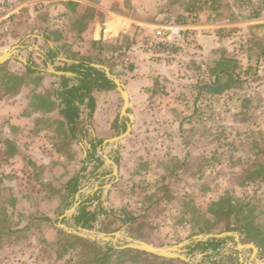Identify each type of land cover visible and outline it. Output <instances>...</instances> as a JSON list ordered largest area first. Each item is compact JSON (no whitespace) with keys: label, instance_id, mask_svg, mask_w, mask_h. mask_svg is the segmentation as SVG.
Instances as JSON below:
<instances>
[{"label":"rangeland","instance_id":"374dc122","mask_svg":"<svg viewBox=\"0 0 264 264\" xmlns=\"http://www.w3.org/2000/svg\"><path fill=\"white\" fill-rule=\"evenodd\" d=\"M92 1L127 22V26L118 51L114 52L117 46L114 49L112 45L105 57L104 48L95 45L88 47L83 59L107 67L118 64L122 78L128 79L136 69L134 60L141 54L151 68L156 66V72L151 69L154 78L138 108L134 136L106 151L107 157L119 161V179L99 151L91 159L87 156L83 164L81 158L71 161L62 172L64 179L70 171L82 177L80 202L99 192L100 201H93L90 209L101 208L103 212L90 230L120 232L156 247H173L197 235L224 233L223 227L211 233L199 231L209 227L206 221L215 222L209 212L212 204L230 198L246 207L241 227L250 233L241 236L237 232L241 243L256 245L248 238L258 234L264 237V0ZM96 16L95 10L83 8L71 15L70 23L78 29ZM166 20L182 23L186 29L179 38L172 39L169 52L156 57L144 53L140 45ZM18 44L17 54L0 72V94L18 90L21 80L12 79L8 71L20 73V59L28 60L31 53L41 70H56L52 62L45 66L39 59L38 41L33 37ZM41 45L47 51V45ZM13 46L9 44L8 50ZM99 163L103 164L93 172ZM6 168L2 169L10 170ZM34 190L19 179L0 184V264H95L92 250L60 235L63 230L59 222L38 216L42 211L56 210L53 220H58L77 201L71 203L69 199L59 207L39 203ZM17 202L19 210L10 217L8 206L16 210ZM33 211L37 216L28 218V212ZM105 211L138 217L133 228L144 238L132 237L130 224L119 231H101ZM62 224L76 225L73 219L63 220ZM119 224L113 223L110 229ZM96 237L100 247L114 245ZM126 244L122 239L117 242L118 247ZM190 246L193 244L181 253L190 259L187 264H237L240 255L246 264H264L263 252L256 258L251 250L239 252L235 240L227 241L219 256L202 249L191 253ZM158 258L163 260L134 261L127 255L106 263L120 264L124 260L121 264H165L166 258ZM174 260L173 264L183 262Z\"/></svg>","mask_w":264,"mask_h":264},{"label":"crops","instance_id":"0c3cea01","mask_svg":"<svg viewBox=\"0 0 264 264\" xmlns=\"http://www.w3.org/2000/svg\"><path fill=\"white\" fill-rule=\"evenodd\" d=\"M83 8L89 11L95 10L98 16L85 23L84 27L75 29L70 23V17ZM99 14L104 16L101 17ZM125 26L127 22L121 21L120 17L116 19L113 14L105 12L92 0H25L23 9L12 17L10 25L0 23V55L10 51L9 44L15 47L23 39L33 37L38 41L36 46L40 53L37 52V55L41 61L43 55L40 54L44 52L41 44H46L44 40L60 52L59 61H62L61 58L71 62L72 59L76 61L83 59V56L88 54V47L95 45L104 48L106 57L112 45L114 49L117 46L114 52L119 50L121 34L125 32ZM69 53L75 54V57H70ZM145 58L141 54L137 55L134 60L135 72L131 73L128 79L122 78L123 71H120L118 64L110 68L127 87L130 109L133 110L135 120L140 112L138 108L142 107L146 99L145 91L149 92L146 88L151 86L153 73L156 72V66L151 68L150 62ZM23 64H20L22 68L19 69L20 73L8 71V75L13 76L12 79L21 80L18 90L13 94H0V164L2 163L0 184L5 180L11 183L12 179H19L25 186L35 189L34 194L39 203H54L56 206H62L69 200L66 185L76 175L70 171L64 179L62 172L65 165L77 158H81L83 164L91 145L87 140L82 143L73 141L64 123L60 100L55 97V91L61 89L60 78L41 71L42 68H39L41 72L28 75ZM4 66V64L0 66V72ZM28 78L34 81H29ZM93 96L96 100V109L93 115L92 136L104 141L118 136L112 129L114 121L118 119L119 125L126 122L125 118H121L123 107L121 94L115 88L107 92L95 90ZM133 136L134 132L125 140ZM121 142L119 145L122 144ZM5 167L10 170L2 169ZM121 170L122 168H119L120 176ZM13 192L15 193L16 190L14 189L12 194ZM29 194L31 195V191ZM13 196L15 198L16 195ZM18 205L19 202L16 210L8 206L6 210L10 217L17 214ZM70 209H65L55 221L53 218L57 214L56 210L52 211L53 213L42 211L38 216L62 223L60 218ZM34 212H28V218L36 217ZM239 258V263L243 264L244 259L241 255Z\"/></svg>","mask_w":264,"mask_h":264},{"label":"trees","instance_id":"16d2710c","mask_svg":"<svg viewBox=\"0 0 264 264\" xmlns=\"http://www.w3.org/2000/svg\"><path fill=\"white\" fill-rule=\"evenodd\" d=\"M47 39V38H46ZM48 45L47 51L41 52L40 55H43V64L47 66L48 62H52L54 68L60 72H71L73 77L68 78L65 76H60L61 89L55 91V97L57 100H60L61 107V115L64 118V123L68 127L69 132L72 136L73 141L78 143H82L87 140L91 145V148L88 153V159L95 157L98 153L99 149L102 148L104 144L103 139L94 138L92 136L93 129V115L96 109V100L93 96V91L99 92H107L115 89V85L112 81H110L104 72L93 67L92 61L88 59H80L76 61V59H72V63H67L63 61H59L60 52L51 47L48 44L47 40H44ZM40 53V52H38ZM34 53L30 54V58L27 60V64H22L26 67L28 75L35 74L40 71V66L35 63L33 59ZM112 68V65H109ZM13 78V76H11ZM87 116L85 117V115ZM128 119H126V122ZM126 122L123 125H119V120L116 119L112 125V129L114 130L116 135H120L122 132L126 131ZM98 162H101L98 159ZM119 164V161L116 160ZM103 163H99L98 166H95L93 172L99 169ZM104 175H101L102 178ZM82 177L77 175L73 177L66 185V191L69 199H71V203H73L77 195L80 193V182ZM82 193H80L81 195ZM80 197V196H79ZM73 201V202H72ZM100 201L99 192H95L92 195H89L85 201H79V206L77 208V214L73 216V221L77 226H81L87 229H93L96 223L99 221V217L103 212V209L96 208L95 210H91L92 202ZM78 202V201H77ZM70 203V204H71ZM246 207L244 205L234 203L230 198L221 199L218 202H215L210 207V215H213L215 218V222L211 224L210 221H206L208 228L203 227L200 229L199 233H211L214 230L223 227L225 232H238L241 236L245 234L248 229H243L241 227L242 222L246 218L245 215ZM6 210V209H5ZM106 219L102 222L101 231L104 232H114L119 231L125 225H129L130 235L136 239H143L142 235H136L133 225L138 221V217L133 215L126 214H114L112 211H105ZM45 220H50L46 218ZM119 222V227L117 226L115 229H110V226ZM206 228V229H205ZM137 231V230H136ZM60 235L74 239L77 242L83 243V246L89 250H92L95 253V264L98 263H106V261H110L111 258L117 257L121 258L123 256L131 255L132 260L137 261L138 259H153L154 261H161L163 259L153 256L148 253L140 252V251H131V250H118L113 246L100 247L97 243L73 236L68 235L64 231L59 232ZM229 240H234L233 237H225V238H213L206 242H198L193 244V246L189 247V251L195 252L198 249H202L203 252L212 251L214 256H219L221 254V249L225 246L226 242ZM249 243H256L257 247L261 252L264 253V237L261 234H258L256 237L248 238ZM121 261V263H123ZM175 260L167 259L165 260V264H173ZM120 263V264H121ZM107 264V263H106ZM112 264V263H108ZM181 264H186L185 261L181 262ZM240 264V263H237Z\"/></svg>","mask_w":264,"mask_h":264},{"label":"water","instance_id":"95a60500","mask_svg":"<svg viewBox=\"0 0 264 264\" xmlns=\"http://www.w3.org/2000/svg\"><path fill=\"white\" fill-rule=\"evenodd\" d=\"M19 49H20L19 46H15L10 51L0 55V66L7 63L11 59H13L15 57V55L17 54ZM61 60L64 62H67V63H72L71 61H69L67 59L61 58ZM20 61L23 62L24 64H27V60L20 59ZM92 66L95 67L96 69L104 72L106 77L114 83L116 90L121 94L122 99H123L121 118L128 119V121L126 122V131L122 132L118 136H115L111 139L104 141L102 148L99 149V153L104 156L106 163L111 164L113 166V174H114L115 178L119 179V165L116 163V161L107 157L106 151L108 148H110L112 146L113 147L118 146L121 141L125 140L127 137H129L131 135V133L133 131V127H134L135 116L132 113H130V111H129L130 110V97H129V92L127 90L126 85L124 83H122L118 79V77L115 76L111 72L109 67L104 66V65H98V64H93ZM47 72L56 76V77H60V76H65L68 78L73 77V74L71 72H60V71L52 70V69H48ZM111 187H112V184L108 185L107 191ZM80 193H81V191H80ZM80 193L77 195V199H78L77 204L60 218L62 221L65 220L66 218L68 219V218L73 217L74 214L77 213V208L79 206ZM59 227L63 231H65L66 233H68L70 235L81 237V238L91 240L94 242L98 241V239H97L98 237H96L98 235L102 241L113 243L114 244L113 246L116 249H121V250L122 249L123 250L131 249V250L148 253V254H151V255H154L157 257L166 258V259H180V260L185 261V262H190V259L186 258L185 256H183L181 254L183 251V248L185 246L190 245V244H196V243L201 242V241L206 242V241L213 239V238L219 239V238H225V237H233L234 240L237 242V246L235 249L239 252H241V251L243 252L245 250H251L254 258H256V256L260 252V249L254 244H242L241 240H240V235L237 232H224V233L217 234V235H212V234L211 235H197V236H194L193 238H191L190 241H186L183 244H180L177 246L156 247V246L151 245L145 241L135 240L131 237H124L120 232L107 234V233L92 231L90 229L83 228V227H77L76 225H73L71 227V226H68V225L62 224V223L59 224ZM90 232L92 233L91 235L88 234ZM94 235H96V236H94ZM119 239L125 240L127 244L123 245L122 247H118L117 242Z\"/></svg>","mask_w":264,"mask_h":264},{"label":"built area","instance_id":"2783aa9c","mask_svg":"<svg viewBox=\"0 0 264 264\" xmlns=\"http://www.w3.org/2000/svg\"><path fill=\"white\" fill-rule=\"evenodd\" d=\"M24 4L25 0H0V23L10 25L12 17L23 9ZM185 29L186 26L182 23L166 20L156 27L152 35L146 37L140 49L155 57L163 51L169 52L173 47L172 39L179 38Z\"/></svg>","mask_w":264,"mask_h":264},{"label":"bare ground","instance_id":"6f19581e","mask_svg":"<svg viewBox=\"0 0 264 264\" xmlns=\"http://www.w3.org/2000/svg\"><path fill=\"white\" fill-rule=\"evenodd\" d=\"M89 235H91L92 233L90 232V233H88ZM95 236V235H94Z\"/></svg>","mask_w":264,"mask_h":264}]
</instances>
